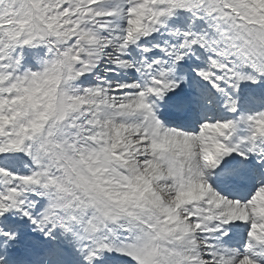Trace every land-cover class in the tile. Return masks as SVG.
<instances>
[{"label":"snow or ice","instance_id":"snow-or-ice-1","mask_svg":"<svg viewBox=\"0 0 264 264\" xmlns=\"http://www.w3.org/2000/svg\"><path fill=\"white\" fill-rule=\"evenodd\" d=\"M0 264H264V0H0Z\"/></svg>","mask_w":264,"mask_h":264}]
</instances>
